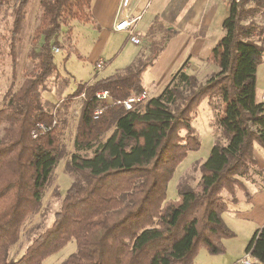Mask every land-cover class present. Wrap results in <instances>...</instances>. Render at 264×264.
I'll use <instances>...</instances> for the list:
<instances>
[{
  "label": "trees",
  "instance_id": "trees-1",
  "mask_svg": "<svg viewBox=\"0 0 264 264\" xmlns=\"http://www.w3.org/2000/svg\"><path fill=\"white\" fill-rule=\"evenodd\" d=\"M30 1L0 0V19L8 7L13 10V84L0 107V264H43L71 241L76 250L60 264H194L200 248L223 255V241L235 237L222 217L228 202L237 201L238 190L250 197L245 183L255 184L263 172L254 151L256 146L264 150V102L257 100V72L264 61V23L259 21L264 20V0L231 3L223 22L225 35L212 52L219 71L206 82L179 72L160 95L132 111L114 105L94 119L98 91H109L114 100L145 91L144 72L177 34L158 19L147 31V37L160 35L147 58L79 85L62 101L70 106L86 96L74 150L66 161L75 180L53 223L14 260L11 250L27 221L40 213L54 170L65 156L59 112L48 107L42 85L57 70L54 49L64 47L60 36L65 28L69 41L72 22L93 23L92 0H40L42 14L32 39L40 49L30 52L32 69L14 92L17 43ZM216 97L224 103L216 121L221 135L198 167L197 184L183 177L179 199L169 200L175 171L201 146L193 130L197 109ZM245 254L253 264H264V226L254 233Z\"/></svg>",
  "mask_w": 264,
  "mask_h": 264
},
{
  "label": "rangeland",
  "instance_id": "rangeland-1",
  "mask_svg": "<svg viewBox=\"0 0 264 264\" xmlns=\"http://www.w3.org/2000/svg\"><path fill=\"white\" fill-rule=\"evenodd\" d=\"M41 14L42 7L40 5V0H31L27 7L26 16L22 23V29L19 34L20 41L17 43L18 77L15 82L16 85L13 89L14 92L20 87L25 77L32 69V60L29 56L30 52L34 48L36 50L40 49V44L35 46L32 42V39L34 36V30L39 24ZM259 21L264 23V20ZM73 24L75 25L73 27V39L70 37V40L67 41L66 38L69 35V29L65 28L64 32L60 36V40L64 44V47L60 48V53H54L57 70L55 74L46 80L42 85V89H44L43 96L46 99V102L48 101V107L54 108L55 111L59 112L58 116L64 128L63 144L65 156L63 159H61L54 170L51 184L48 186L44 194L43 205L40 213L32 216L27 221L22 231L20 242L16 244L11 250L10 256L14 260L20 258L24 254L30 245L32 238L38 232L44 230L53 223L55 214L60 210L67 190L75 180V178L72 177L66 170V161L74 150V140L83 101L82 99L77 98L70 106H64L62 101L67 96L74 93L79 85L90 83L93 79L110 74L109 72L119 66H122L123 64H120L121 61L118 62V59L103 71L97 72L94 69V65L91 64V61H89V55L91 52L92 54L98 52L99 47L97 46L94 51L90 52L93 38L87 37V33L81 29L83 28L82 23L72 22V26ZM12 28L13 10L12 6H10L7 10H5L0 19V107L4 106L6 93L10 89L11 84H13V58L10 53V35ZM141 43L142 47L135 46L129 42L127 44V50L135 51L141 47V59H145L151 52V41L150 39H142ZM117 44L118 42L109 44V47L105 51L106 57L110 58V56L113 54H111L112 48H115ZM127 53L128 51H125L122 58H124ZM119 71L120 69H118L117 72ZM218 71L219 69L217 72ZM217 72L209 73L205 79L198 80L200 83H204ZM262 94H264V61L259 66L257 72L258 101H263ZM223 105L224 103L220 97L213 98L212 100L207 98L197 109V116L193 121V130L194 133L200 138L201 146L198 151L190 152L188 157L175 171L174 177L168 186L169 200L176 201L179 199L178 184L183 177H189L191 179V185L194 186L199 181L201 174L198 170V167L208 159L215 143L214 141L221 135V132L216 126V121L218 116L222 114ZM2 135L3 133H0V137ZM260 164L261 166L264 165L263 162H260ZM262 171V176H256V178L258 179L257 181L261 183V186L264 187L263 168ZM251 238L245 245V249ZM233 243L234 246H229V249L227 248L226 244H224L226 252L223 255L212 256L204 248H200L194 259V264H231L236 262L244 250V242L240 240H233ZM75 250L76 243L75 241H71L59 253L47 258L43 264H60L65 261L68 256L74 253Z\"/></svg>",
  "mask_w": 264,
  "mask_h": 264
},
{
  "label": "crops",
  "instance_id": "crops-1",
  "mask_svg": "<svg viewBox=\"0 0 264 264\" xmlns=\"http://www.w3.org/2000/svg\"><path fill=\"white\" fill-rule=\"evenodd\" d=\"M231 3L228 0H92L93 23L82 24L81 28L87 37L93 38L90 52L99 47L98 52H91L89 61L95 65L97 61L105 60L104 69L118 59L120 64L123 63L110 74L99 77L104 78L124 71L141 58L142 45H135L141 46L135 51L127 50L129 34L114 30L121 8L128 4L129 14L145 11L143 19L137 24V31L142 34L143 40L150 39L151 45L160 38V35L146 36L156 20H162L165 26L177 31L176 36L166 43L162 53L143 74V87L151 97L160 95L179 72L196 75L199 80L205 79L209 73L219 69L212 61V52L225 35L223 22L229 16ZM74 26H71L72 39ZM115 42L118 44L112 48L113 54H110V58L106 57L105 51L109 44ZM125 51L128 53L122 58ZM254 155L259 168L264 169V165L260 164L264 163V150L256 146ZM255 179V184L245 183L250 197L243 190H238L237 201L228 202V211L222 215L227 226L235 233V238L224 240L228 249L234 246L233 240H240L244 242L245 250L252 235L264 226V191L261 183ZM244 250L236 262L231 264H237L245 257Z\"/></svg>",
  "mask_w": 264,
  "mask_h": 264
},
{
  "label": "built area",
  "instance_id": "built-area-1",
  "mask_svg": "<svg viewBox=\"0 0 264 264\" xmlns=\"http://www.w3.org/2000/svg\"><path fill=\"white\" fill-rule=\"evenodd\" d=\"M230 2H238L239 0H228ZM128 4H125L120 12L117 22L115 23L114 30L118 32H127L129 34V40L134 45H141L142 34L137 31V24L143 19L145 11H141L137 14H129ZM54 53H60V48L56 47ZM106 66L105 60H99L94 65V69L97 72L103 71ZM151 96L147 91H143L138 95L130 96L126 99L114 100L111 93L107 90L98 91L95 94V100L97 102V108L94 110V119H99L101 116L105 115L108 109L114 105H123L127 111H132L137 104L145 103L149 100ZM80 99L84 101L86 99L85 94H82ZM264 102V95L262 96ZM40 131H45L44 126H40ZM38 132L33 133V138H37ZM254 259L250 255H245L238 264H253Z\"/></svg>",
  "mask_w": 264,
  "mask_h": 264
}]
</instances>
